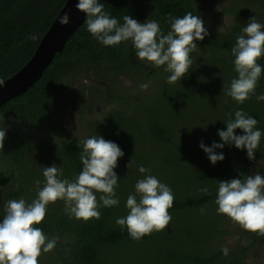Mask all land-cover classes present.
<instances>
[{"label":"trees","instance_id":"obj_1","mask_svg":"<svg viewBox=\"0 0 264 264\" xmlns=\"http://www.w3.org/2000/svg\"><path fill=\"white\" fill-rule=\"evenodd\" d=\"M65 2L0 0V79L7 80L28 62ZM100 2L121 23L124 15L140 23L154 19L164 34L170 30L169 13L182 17L192 12L209 35L195 41L199 49L191 54L188 74L169 84L163 66L139 60L131 41L99 43L87 31L85 16L39 81L0 109V128L6 129L0 151V220L8 200L31 203L36 198L34 181L43 186V167H63L65 177L74 179L82 169L78 145L97 135L124 152L114 169L120 204L101 207V218L88 222L69 218L63 201L50 204L37 227L59 239L39 264H264V237L217 214L215 204L220 180L264 176V136L255 160L248 159L246 149L225 144L215 149L225 159L213 165L199 146L222 143L218 130H226L227 114L238 108L257 119L264 132V101L252 97L238 105L225 94L238 75L231 54L236 36L253 16L264 24V0ZM30 34L39 39H28ZM258 63L264 68V57ZM258 85L257 95L264 93V72ZM235 133L243 134L240 129ZM141 165L172 189L175 200L169 226L134 241L115 221L128 214L126 200L143 178ZM204 187L209 194L199 191ZM96 195L99 199L101 193ZM222 246L230 250L227 257Z\"/></svg>","mask_w":264,"mask_h":264},{"label":"clouds","instance_id":"obj_2","mask_svg":"<svg viewBox=\"0 0 264 264\" xmlns=\"http://www.w3.org/2000/svg\"><path fill=\"white\" fill-rule=\"evenodd\" d=\"M76 8L86 14L87 31L104 46H118L131 41L135 55L141 61H147L156 68L163 66L169 73L167 83L175 84L188 74L194 60L192 53L199 48L195 41H203L209 35L204 21L199 15L188 12L182 17L168 14L166 22L170 25L167 34L161 29L157 20L148 19L140 23L129 15L123 16V23L105 11L100 0H78ZM69 14L65 12L60 18L61 25L69 23ZM28 39L36 41L38 35L30 34ZM234 57V71L238 74L230 81L226 95L238 105L255 97L264 101V93L257 95L256 89L264 68L258 61L264 57V24L251 17L241 33L236 36L231 49ZM4 81L0 79V87ZM146 89L148 84H141ZM226 130H218L222 143L213 142L210 147L200 143V148L215 165L223 161V153L215 149L225 144L247 151L249 160H255V152L264 136L258 127V120L250 116L243 108L227 114ZM242 130L237 135L235 130ZM6 129L0 128V151L4 150ZM82 169L74 179L64 175L63 167H43L44 183L35 180L36 198L31 203L24 198L10 199L4 205V216L0 220V264H39V258L52 252L58 237L49 238L37 225L45 221L50 204L64 202V212L69 218H101V207L111 208L120 204L116 188L119 177L114 171L124 152L114 142L101 136H91L78 145ZM127 168L132 167L128 163ZM138 171L143 178L135 184V193L126 200L129 210L126 216L118 217L115 223L121 230L127 229L134 241H140L146 235L165 230L172 216L169 209L174 206V193L165 183L151 174V169L143 165ZM219 181L215 199L217 214L226 215L242 229L264 237V176L255 174ZM209 194L207 187L199 189ZM96 193H101L99 199ZM139 196V199H137ZM203 211V209H201ZM229 248L221 247L224 256L229 255Z\"/></svg>","mask_w":264,"mask_h":264},{"label":"water","instance_id":"obj_3","mask_svg":"<svg viewBox=\"0 0 264 264\" xmlns=\"http://www.w3.org/2000/svg\"><path fill=\"white\" fill-rule=\"evenodd\" d=\"M78 0H66L50 28L39 42L28 62L0 87V109L10 100L26 93L51 64L56 54L60 53L67 40L83 24L86 14L76 8ZM67 12L69 23L61 25L59 18Z\"/></svg>","mask_w":264,"mask_h":264},{"label":"rangeland","instance_id":"obj_4","mask_svg":"<svg viewBox=\"0 0 264 264\" xmlns=\"http://www.w3.org/2000/svg\"><path fill=\"white\" fill-rule=\"evenodd\" d=\"M224 23H226L225 21H223ZM123 80V82L128 85L129 81L126 78H121ZM235 231H238L237 229Z\"/></svg>","mask_w":264,"mask_h":264}]
</instances>
